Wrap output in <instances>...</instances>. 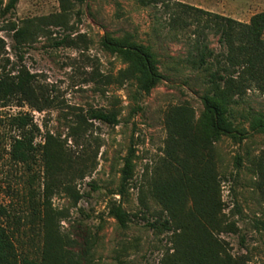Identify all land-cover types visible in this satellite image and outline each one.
Returning a JSON list of instances; mask_svg holds the SVG:
<instances>
[{"label":"rangeland","instance_id":"1","mask_svg":"<svg viewBox=\"0 0 264 264\" xmlns=\"http://www.w3.org/2000/svg\"><path fill=\"white\" fill-rule=\"evenodd\" d=\"M178 3L242 22L264 11V0H69L66 7L59 0H19L14 13L0 10L1 64L27 70L44 106L39 110L18 99L5 107L0 103V212L5 207L9 213H0V222L20 256L42 261L46 220L59 234L50 264H163L174 252L173 232L162 226L167 213L150 194V181L167 158L169 110L187 106L196 121L203 114L201 98L210 85L208 71L187 61L194 55L193 41L204 40L215 53L223 50L204 19L196 23L183 15L187 25L171 23ZM23 20H34L41 31L15 50L13 32L6 28ZM105 38H128L157 53L162 79L150 93L135 97V80L120 76L127 65L105 48ZM236 101L234 126L248 134L224 135L212 152L223 213L235 223L220 238L232 256H245V264H264V131L251 130L255 117L264 118V90L248 89ZM91 108L116 110L119 124L87 118L78 127ZM24 113L38 126L36 151L19 162L11 149L22 130L11 117ZM48 135L65 154L60 173L44 168ZM127 159L130 179L123 183ZM114 204L129 215L125 227L110 213ZM33 208L40 209L36 216Z\"/></svg>","mask_w":264,"mask_h":264},{"label":"trees","instance_id":"2","mask_svg":"<svg viewBox=\"0 0 264 264\" xmlns=\"http://www.w3.org/2000/svg\"><path fill=\"white\" fill-rule=\"evenodd\" d=\"M59 1L63 7L69 3V0ZM18 2L19 0H6L4 3L0 0L2 14L14 13ZM177 8L180 16L177 12L171 19L172 24L182 21L184 24L181 18L183 15L193 17L196 23L204 19L206 27L212 28L218 36V43L223 50L215 53L204 40L197 38L193 41L194 55L187 61L197 69L208 71L210 85L201 98L203 114L196 121L189 107L175 106L166 117L170 132L167 158L162 162L161 172H157L159 174L155 176V180L150 181L149 187L150 194L167 213L162 226L171 230L174 236V252L166 257L163 264H245V256H232L220 238L225 230L234 229L235 223H228L227 216L223 213L220 181L212 152L214 142L222 136L242 139L248 134L234 126L233 105L237 102L236 97L242 96L248 89L264 90V11L253 14L248 22H242L187 4L178 3ZM33 22L34 20H23L21 25L16 22L8 23L6 29L13 32L15 50L28 44L41 31V27H35ZM198 33L200 35L201 32H197V35ZM103 45L126 63L127 68L120 76L125 75V79L135 80L136 98L150 93L162 79L157 53L150 45L136 43L128 38H105ZM4 48V41L0 38L1 106H7L11 99H18L19 103H27L42 110L44 106H40L32 75L22 66L7 69L6 65L1 64ZM211 61L215 62V68L210 70ZM118 116L116 110L91 108L86 116H80L77 125L82 126L89 118L115 126L120 122ZM11 122L22 130V135L13 140L12 158L28 162L35 156L36 145L33 141L38 126L29 113L13 116ZM251 130L264 131L262 116L254 118ZM42 147L44 168L60 173L65 162L64 151L57 146L51 135L47 136ZM72 159L68 156L67 160L72 164ZM130 171L131 163L127 159L122 170L123 183L130 179ZM39 210L33 208V215L36 216ZM0 213L9 216L5 207H1ZM42 213L47 216L48 208L44 207ZM110 213L122 227L126 226L129 215L120 204H114ZM51 218L50 216L48 219ZM58 238L57 229L46 220L45 254L38 263L24 255L20 256L9 228L0 222V264H50L51 256H57Z\"/></svg>","mask_w":264,"mask_h":264}]
</instances>
